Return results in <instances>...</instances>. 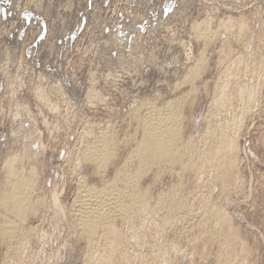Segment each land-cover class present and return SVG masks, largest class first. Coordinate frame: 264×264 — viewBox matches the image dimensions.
<instances>
[{
	"label": "rangeland",
	"instance_id": "1",
	"mask_svg": "<svg viewBox=\"0 0 264 264\" xmlns=\"http://www.w3.org/2000/svg\"><path fill=\"white\" fill-rule=\"evenodd\" d=\"M258 7L260 9L261 7H263V9L258 10ZM256 10L257 12H255ZM258 11L260 15L257 14ZM252 12H254V14L256 13V15L253 16ZM247 14L248 16H246ZM251 15L253 17H251ZM262 15H264V0H0V159L3 157L7 149L12 144H14V133L19 130H21L22 132L25 130L28 138L31 136L34 137V135L37 134L39 138H41L39 139L40 141H38V143L35 138L34 139L36 142H34V139L31 138H27V141L29 143V147H31L34 151H37L38 149V152H41L39 153L40 155L38 154L37 156V163H39L38 167H41H39V173L41 174V182L39 185H41V188L46 193L49 192L51 194L52 192H60V202L64 206L65 211H68L66 212V214L70 216L69 209L71 205L76 201V196H78L79 190L77 189L79 188L77 187L79 186V179L76 175H74L72 171L74 162L73 159H70L73 142L75 143L77 136L80 135L78 133H81V130L83 131V129L87 128V126L88 128L91 126V129H93V131H98L102 129V127H105L106 124V126L113 124V128L111 126L108 127L115 130V134L118 138H124L125 133H132L133 131L135 132V130L136 134L139 135L140 131H137L136 122L131 118L130 115L131 109L134 107V105L141 100L154 97H160L158 103L163 104L167 99L175 98L181 94L187 93L190 90L191 84L183 83L181 85V80L183 79L187 69H190V67H192V64H194L193 61L195 60V56L199 55L196 53H200L199 49L202 48L204 51L206 47L208 49H206L208 53L205 51V55L208 54L206 55V57L207 60L209 59V62H207L206 60L207 65L205 64L206 67L204 66V72L202 70L204 67H202L201 71L203 73L200 71L199 74L201 77L198 78V75L195 80V86L198 84L196 88V90L198 91L194 90V92L188 94L189 96L185 99V103L181 110L182 114L186 115L183 116V126H181V129L183 131L182 135H184L183 137H186L191 133L194 135V133L199 130H201L200 132H207L206 130L210 126V118L208 119L209 121L207 120V118L211 117L210 112L213 111L212 109L214 107H211V105L213 104V102L211 104V100H213V97H215V89L217 88V86L215 87V84L217 85V80L219 79V77H221V73L223 70L226 71L228 69L227 73L223 75V79L225 78L227 80L224 79L225 82H222L221 79L219 82L220 85L218 84L219 86L225 85L229 86L228 88H230L235 84V79H237L235 85V87L237 86V88L238 85L244 82L259 84H257V92L259 93L257 95V101L259 102L260 100L261 106L256 101L253 106H250V111L248 110L246 114L243 115L242 113L241 115V110L244 102H242L239 96L237 98L235 97L232 100L233 102H235L234 104L237 108H234L235 112L237 111V116H239L240 118L242 116L241 121L243 120L241 128L240 126H238V132L240 131L239 136L238 132L236 133L238 136V138L236 139L239 147L238 159L241 161L240 163V161L238 160V162L240 163V165L238 163V167H240L237 168L236 173L239 176L238 182L243 186L240 185L238 187V190L236 191H229L222 194L216 188L217 186L215 185L217 184L213 181L211 174L207 172L203 179L204 187L205 189L207 188V190H205V194L202 193L203 196L205 195V198L202 195L200 198L202 200L207 199L208 196L206 197V195H209L212 198L208 197V200H214L218 195L216 198L219 200L217 204L221 201H224V203H220L221 205L219 204L220 207H223L225 210L227 209L226 211L230 213L232 217L231 220L233 221L232 225L233 227H236L234 228L235 231L239 230V232L237 231L238 239L244 238L243 243L246 246V251L248 249H251L250 252L247 251L248 256L247 254H245L246 251L244 253L240 251L242 254H239L241 255L240 257L246 255L245 257H243L248 260L247 262H249V264L250 262H253V264H264V55L260 54H264V16L262 17ZM209 16H212L210 19V33L212 36L210 39L211 45L209 42L210 40L206 42V40L202 36H200L201 38H199L192 34L191 30V26L194 20L202 21L205 20L203 19L204 17L209 19ZM214 17L215 20L213 19ZM222 17L223 19H226L225 17H227L231 18L232 21L234 20L233 22L236 23L234 26L236 27V30L235 28H232V31H227L222 27L216 28V26H219L218 20H222ZM242 17L244 19H242ZM235 18L237 21L235 20ZM251 18H254V22L253 20H251ZM256 19H259L258 21L260 22V24ZM212 20L214 21L213 24ZM239 20L246 21V27L247 30L249 29V32L245 30V35L242 34L241 31H238V29L241 30L239 28V24H237L240 22ZM249 20L251 22H249ZM260 20L262 21V23ZM217 23L218 25H216ZM250 23L253 24L251 25ZM259 28H263L262 31H260ZM238 34L240 36L243 35L241 37L243 40H241V38H238L241 40V42L237 39V37H239ZM247 34L248 36L250 35L249 38H247ZM202 41L203 43L205 42V44H202ZM185 42L189 44H186ZM180 43L182 44V46ZM183 43H185L184 48ZM206 44L208 47L206 46ZM249 46L250 49L252 47L251 50L249 49ZM229 47L232 48L231 51H229ZM185 48L187 50H185ZM226 48L228 49L225 50ZM242 50L245 54L242 52ZM222 51L226 54H231V59H229L230 57L225 58L226 60H223V62L225 61L224 64L221 63V65L227 66L226 70L220 65L219 61L220 56L222 55ZM247 51L249 52V54L251 53L254 58H252V55L249 56ZM232 52L234 54H232ZM241 58L245 60L248 58H252L254 62L256 61V65L258 66V68L260 65L259 71L261 75L260 78H263L262 81L259 77V80H257L258 78L255 79L250 77L248 70L244 69L245 67H243L246 65V62L244 60L245 64H243L242 66L243 59ZM233 60L234 62L237 61L235 62V64L239 66L235 65ZM215 62H217V64ZM227 62H233V65ZM228 64L233 67L229 66L230 68H228ZM216 65H219V68ZM236 66L238 68L241 66L239 68L241 72ZM221 67L223 70L221 69ZM234 69L236 74H233ZM236 69H238L239 71ZM260 69L263 70L261 71ZM6 71L9 74L6 73ZM244 71L245 74H243ZM228 72L231 73V75ZM6 74H8L9 77L6 76ZM232 74L236 75V77L233 78ZM239 74H241L242 81L244 80L243 82L241 81V77ZM227 76L230 78H228ZM230 79H233V81ZM204 80L208 83H206ZM253 80L256 81L253 82ZM227 81L232 83H228ZM176 82L180 83L177 84ZM176 85H178L180 89L177 88L178 90L174 91L173 89H176ZM11 86H14L15 88ZM93 86L96 92L100 93V96L104 95L103 98L101 96L102 99L100 101L96 99L95 96H92L97 100L94 101V99L88 93L91 89L90 87ZM58 87L60 90L62 88V90L60 91ZM204 88L205 90H203ZM40 90H42L45 95L41 93ZM6 95L10 96L8 97ZM48 95L50 96V98ZM11 96L13 99L11 98ZM62 97L64 98L62 99ZM62 100L65 102H63ZM88 100H91L92 102L89 101L87 105L86 101ZM55 101H57L58 104ZM53 102L55 103L56 108L53 107ZM95 102L96 104H94ZM15 104L17 106H15ZM69 104H71V106H69ZM72 106H74V108ZM75 108L76 110H74ZM210 108L211 111L209 112L208 110H210ZM11 109L13 111H11ZM17 109L19 110L17 111ZM17 112H20V116H23L22 120H19V118L15 119L19 116ZM228 112L229 110L227 109V113ZM13 113H17L18 115L15 114V117ZM201 113L202 115H200ZM238 114H240L241 116ZM65 115L67 117H65ZM245 116L247 118H245ZM28 117H30L31 121ZM63 117L65 118V120H63ZM67 118L68 120H70L68 121ZM72 118L76 119L74 120ZM243 118L245 119V122ZM65 121H68L69 123H66ZM192 121L193 125H191ZM86 122H88V124H86ZM63 123L64 126L62 125ZM72 123L75 126H73ZM206 123L208 125H204ZM18 126L22 128L25 127V129H20L18 128ZM27 126H30L31 128ZM194 126L199 127L194 129ZM81 127L83 129H81ZM191 127L195 131L191 130ZM16 129L17 131H15ZM39 133L42 135H40ZM15 145L16 144H14V146ZM37 146L38 148L36 149ZM126 151L127 149H122V154L120 155L122 156L126 153ZM66 153L69 155L66 156ZM68 157V162L69 160H71L72 163L66 162ZM85 165L88 166V170L86 171L88 175V178L86 179L88 181V184L97 182L99 178L97 172L92 173V171L94 170V163L90 162L89 160ZM110 166L108 167L106 172V174L108 175L113 174L112 166ZM1 172L2 171H0V173ZM150 174L153 175L152 170H150L148 174H145L146 177L143 176L145 179H142V183L151 180L150 178L152 176ZM186 175L190 176L188 180H190L191 182L194 181V176L190 173L185 174V177L183 176L184 180L186 179ZM1 177L2 173L0 174V179ZM240 178H242V180ZM209 182H212V186L209 185ZM199 186L200 184L194 186L195 191L200 189ZM156 187H158V185L150 188L151 190H153L149 191V204H154L153 197L158 194V189ZM241 188L243 190H241ZM208 191H210L213 196L210 195L211 193ZM234 192L236 195L234 194ZM221 194L223 195V197L226 196V198L224 197L226 201ZM219 197L221 198L219 199ZM202 203L203 202H200V204L198 205L197 203H195L192 206L193 213L190 211L188 213H185L184 211H179L180 213L178 211H172V213H176L180 218L177 215L175 216L174 214H171V210L169 211V209H165L166 211H160L161 215L163 213L162 217H165L166 219H164V221L161 220L160 222H158L161 224L162 222L165 223V221L169 222L170 225H172V230H175L177 235H175L174 231H172L170 228L171 226L168 224L163 223V233L159 235L158 238L153 235L152 230L148 229L149 227H147V229L145 230H142L141 228H139L140 226L138 222H131L129 225L132 226H129V237L127 239V246H130H128L127 248L130 249L129 251L131 252L132 256L135 255L133 257V260H135L134 264H139V261H136L135 259L137 256L136 251L138 252V256L142 255L144 257H146L148 253H150L149 250L146 249L148 248L147 245L149 243H153V241L150 240L149 236H151V239L154 237L158 239L155 240L160 243V245L163 243L162 241L165 242L163 243L164 245L167 244L168 249H170L169 259H171L170 263L172 262V264H187V261L189 263V258H191L190 255L195 256L198 253L203 259L199 257V255L195 256L196 259H194L195 257H192L195 261L194 264H203L205 262V264H214V255H216L214 251L215 249H213V247L211 246V249L207 253L204 252V254V244L200 242V240H194L196 239V235L198 234V232L196 233L195 230L198 231V225L196 226V224H198L200 218L199 215ZM197 208H199V210ZM149 213L152 212L150 211ZM165 215H167L170 220H173V217L174 219L176 218V222L178 219V223L180 222L178 226H182L179 227L180 230H182V232L185 231L186 234L182 233L179 230L178 226L176 227V225H174L178 223H176L174 220V222L168 221L169 219ZM53 216L55 215H53L52 213H46L43 216V219H39V217L31 218L32 220L29 219V222L33 226H36L39 229L41 227L43 230L40 231L41 233L37 232L39 230H36V233L32 236V238L30 237L28 242H26L27 246L29 245V242L30 244L32 243L28 247L32 251L29 249H27L28 251H21V254H18L20 256L19 259L17 258V260L15 259L17 251L14 248L18 240H6L0 234V264H17L14 262H18V264H83V257L86 251V240L84 235L80 234L79 229L76 227V219H74V217L72 216L68 217L66 215V220H64V222H66L63 224V220L59 221V223L57 222L58 217ZM233 217L237 218L235 219ZM54 218L56 219L54 220ZM151 218L153 217L149 218L148 221L150 222L148 223H151ZM192 218L193 221L191 220ZM116 219H118L116 222L119 227H123L122 229H125L123 224L126 223L119 217H117ZM133 220L136 219L134 218ZM72 223H74L75 225ZM60 224H63L64 227H61ZM190 224H192V229L189 227L191 226ZM193 225L197 228L195 227L194 229ZM58 226L59 229H56L58 228ZM67 226L70 228H68ZM53 228L55 229L53 230ZM136 228L141 229V231L137 230ZM134 229L137 230H135L137 233L134 231ZM241 229L245 230V232ZM240 230L243 232L241 233ZM133 231L136 234H133ZM146 233H148V235H146L145 237ZM43 234H46L45 238ZM183 234H185L186 237L182 238ZM189 234H192L193 236H190ZM163 235H166L165 238ZM247 235L249 238L247 237ZM15 236L17 237V235ZM142 236L144 237L142 238ZM188 236H190V238ZM40 237L42 240L40 239ZM138 238H140V240ZM190 239H193V241ZM186 240H188V244L186 243ZM141 241H144L145 245H143L144 242L142 244ZM148 241L149 243H147ZM166 241H168V243L171 242V244L169 243L168 245ZM14 242L15 245H13ZM189 242L194 243L195 246L191 243L193 245V248L189 247V250H187V247L190 244ZM191 244L189 246H191ZM138 245L141 247H139ZM182 245H184V247ZM215 245L213 244L214 247ZM65 246H69V249L68 247L66 249ZM251 246L254 251L252 250V248H248ZM171 247H173L175 250L173 251V248ZM197 247H199V249ZM190 248L194 250L195 255L190 254L192 252ZM59 249L64 252L60 251ZM145 249L147 250V253H145ZM29 251L32 252V256L28 258L27 255L30 254ZM7 253L9 255H7ZM173 253H175V255H173ZM202 253L204 255H202ZM70 254L71 256H69ZM176 254H179L180 257H178V255L176 256ZM208 254L212 255L210 256L212 259H208L210 258ZM184 255L186 257H184ZM173 256H176L177 258ZM188 256L190 257L187 258ZM204 257L206 258L204 259ZM179 258H181L182 260L178 261ZM20 259L23 260L21 261ZM32 259L33 261H31ZM172 259L174 260V263ZM206 259H208V262L206 261ZM254 259L256 260V262ZM196 260H198L199 263H196Z\"/></svg>",
	"mask_w": 264,
	"mask_h": 264
},
{
	"label": "bare ground",
	"instance_id": "2",
	"mask_svg": "<svg viewBox=\"0 0 264 264\" xmlns=\"http://www.w3.org/2000/svg\"><path fill=\"white\" fill-rule=\"evenodd\" d=\"M261 9H263V7H261ZM261 9L259 8L258 10H261ZM255 12H257V10ZM252 13H253L252 14L253 16L256 15V13L255 14H254V12H252ZM250 14H249V18H250ZM257 14H259V11ZM252 15H251V17H253ZM238 16H240V15H238ZM246 16H248V14ZM263 16L264 15H262V17ZM209 17H210L209 19L204 17L203 19H205V20H202V21L194 20V22L192 23V26H191L192 34H194L195 36H197L199 38H201L200 36H202L206 40V42H208V40H210L212 37L211 33H210L211 32V25H210L211 20L210 19L212 16H209ZM243 17H242V19L245 18V17L244 18ZM225 18L226 19H223V17H222L221 18L222 20L217 19L219 21L218 22L219 26H216V28L222 27V28H225L227 31H232L233 30L232 28H235V30H236V27H234L236 24L233 22L234 20L232 21L231 18H227V17H225ZM213 19L215 20V17ZM253 19L254 18H251V20H253ZM260 19H261V17H260ZM235 20H236V18H235ZM245 20H242L239 23H237V24H239V28L241 29V30L238 29V31H241V33L244 35L246 34L245 30H247V27H246L247 25H246ZM249 22H251V21L249 20ZM253 22H254V20H253ZM213 23H214V21L212 20V24ZM218 23L216 25H218ZM247 23H248V21H247ZM258 23L260 24L259 21H258ZM261 23H262V21H261ZM259 24H257V25H259ZM259 29H258V32H259ZM262 29H260V31H262ZM242 36L239 35V37H237V36H235V37H237V39H238V38H241ZM247 36H248V34H247ZM249 36L247 38H249ZM238 40L241 42V40H243V39L241 38V40L240 39H238ZM209 42L211 45V40ZM185 43H183V45H184L183 48L185 47ZM228 43H231V42H228ZM186 44H189V43H186ZM202 44H205V42L203 43V41H202ZM181 46H182V44H181ZM206 46H207V44H206ZM206 49H207L206 47H205L204 51L202 48L199 49L200 53H196L199 55L195 56V58L193 57L195 59L193 61L194 64H192V67H190V69L188 68L189 70L187 69L186 73L184 74L183 79L182 80L180 79L182 81V83L179 82L181 85L183 83H190L191 84L190 90L187 93H184V94L180 93L181 95H179L175 98H170V99L165 100V102L163 104L158 103V100L160 97L159 98L154 97V98H146L144 100L139 101L137 104L134 105V107L131 109L130 115H131V118L136 122L137 131L138 130L140 131L139 135L136 134V130H135V132L133 131L132 133L131 132L125 133L124 138H118L115 134V130L110 129V127H108V126H111L113 128V126H114L113 124H112L113 126L112 125L106 126L107 125L106 124L105 127H102V129L99 128L100 130H98V131H93V129H91L92 128L91 126L89 127L90 130H89L88 126H87L88 129L87 128L83 129L81 127V129H83V131L80 129L81 133H78L80 135L77 136L76 142L75 143L73 142V147H72L71 154H70V157H71L70 159H73V162H74L73 167H72V171H73L74 175H76L79 179L78 180L79 186H77V187H79V188H77L79 190H78V196H76L77 199L75 198L76 201L71 205V207L69 209V214H70V216L74 217V219H76V223H75L76 227L79 229L80 234L84 235L85 240H86V251H85V253H84L85 255L83 257L84 258L83 264H134L135 260H133V257L135 255L132 256L131 252L129 251L130 249L127 248L128 246H130V245L127 246V241H128L127 239L129 237V231H128L130 228L129 226H132V225H129L131 222H133V221L138 222V224L140 226L139 228H141L142 230H145V229H147V227H149L148 229L152 230L153 235H155V237L159 238V235H161L163 233L162 228H163V223H164V222H162V224H161L159 222L161 220L164 221V219H166L165 217H162L163 213L161 215L160 211L165 210V209H167V210L169 209V211L171 210L170 213L174 214L175 216L177 214L172 213V211H174V212L175 211H178V212L184 211L185 213H188L190 211L193 213L192 206L195 203H197V205H198V204H200V202H203V203H202V206L200 208V210H201L200 215H199L200 218H199L198 224H196V226L198 225L197 226L198 228L196 226H194L195 224L193 225V227H194V229H195V227L198 229V231L195 230V232L196 233L198 232V234L196 235V239H194V240H200V242H202L204 244L203 253L204 252L207 253L211 249V246H212L213 249H215L214 251L216 254V255H214V257H215V260L213 262L214 264H244V263L249 264V262H247L248 260H246V258H244L246 255H243L244 257L243 256L240 257L242 255L240 251H242L243 253L246 251V246L243 243L244 238L238 239L239 230H237L238 232L235 231L234 228H236V227H233V225H232L233 221L231 220L232 217H231L230 213H228L226 211L227 209L225 210L223 207H220V205L222 204L221 202L224 203V201H221L217 204V202L219 201L218 199H216L218 196L217 194H215V195H217L216 198L213 197L217 201L215 199H214L215 201L213 199L208 200V197H210L209 195H206V197L208 196L207 199H203L205 201H203L200 197H201L202 193L205 194V190H207V188L205 189L204 183H203V181H204L203 179H204L205 174L207 172H209L211 174L213 181L217 184V185H215V186H217L216 188L222 194L229 192V191H232V192L236 191V190H238V187L241 185L238 182L239 176L236 173L237 168L240 167V166L238 167L239 147H238V142H237L236 138H238V136L240 134L239 133L240 131L238 132V128H239L238 126H240V128H241V124L243 121V120L241 121L242 113L244 115L248 112V110L250 111V106L251 105L253 106L257 101V98H258L257 95L259 94L257 92V84L258 83H249V82L246 83V82H244V83L238 85V88H237V86L235 87L237 79H235L234 80L235 84L233 86L230 85L231 86L230 88H228L229 86H225V85L219 86L220 80L222 79L221 81L222 82L224 81L225 78L223 79V75H225L227 73V70H228L226 68L227 66L221 65V63L224 64L225 61L223 62V60L225 58H229L231 56V54H226L225 52L222 51V53H221L222 55L220 56V60H219L220 65L222 67H224L225 70L226 69L227 70L224 71L221 67V69L224 72L222 71L221 77H219L218 80L216 79L218 82H217V85L215 84V87L217 86V88L215 89L216 91L214 90L215 91V97H213L214 99L212 98L213 100H211V104L213 102L211 107L214 106L212 109L213 111H211V108H210V110H208L209 112L211 111L210 112L211 117L207 118V120L210 118L209 119L210 120V126L208 127V129L206 128L207 132H205V131L200 132L201 130H199L200 129L199 128L198 129L199 131L194 133V135L191 133L193 131H191V132H189L191 134H188L186 137H183L184 135H182L183 131L181 129V126H183L182 122H183V116L185 114H182L181 110H182V107L185 103V99L189 96L188 94H191V92H194V90H196V88H197L198 84L195 86V80H196L197 76L200 74L201 68L204 66L206 67V65H207L206 63L209 62L208 61L209 59L207 60V57H206V55H208V54L205 55V53L208 50V49L207 50ZM223 49H224V47H223ZM227 49L228 48H226L225 50H227ZM231 49L232 48H230L229 51H231ZM249 49H250V46H249ZM251 49H252V47H251ZM185 50H187V49L185 48ZM233 52H232V54H234ZM236 52H237V50H236ZM242 52H243V50H242ZM239 54H240V51H239ZM248 54H249V52H248ZM252 54H253V50H252ZM252 54L250 53L249 56H251ZM260 54L264 55L262 53H260ZM238 56H236V57H238ZM218 58H219V56H218ZM218 58H216V59H218ZM234 58H235V55H234ZM239 58H237V59H239ZM252 58H254L253 55H252ZM252 58L246 59L247 61L245 59L241 58V59H243V61L240 59L242 61V66H243V64H245L244 63V60H245L246 65L243 67H245L244 69L248 70L250 77L255 78V79L258 77L260 78V76H261L260 71H259L260 65L258 68V66L256 65V61L254 62V60H252ZM229 59H231V57ZM261 59H263V58H261ZM206 60H207V62H206ZM259 60H260V57H259ZM233 62H234V60H233ZM233 62H230L231 65H233ZM235 62H237V61H235ZM235 62H234V64H235ZM215 63L217 64V62H215ZM227 63H229V62H227ZM261 63H262V61H261ZM218 64H219V62H218ZM229 64H228V68H230L229 66H231ZM235 65H237V64H235ZM216 66L219 68V65H216ZM237 66H239V65H237ZM205 67L202 69L203 72H204ZM231 67H233V66H231ZM238 69H236V70H238ZM230 72H231V69H230ZM240 72H241V70H240ZM6 73H8V72L6 71ZM234 73L236 74L235 69H234L233 74ZM237 73H239V72H237ZM4 74H5V72H4ZM8 74H6V76H8ZM229 74L231 75V73H229ZM233 74H232L233 78L236 77V75H233ZM241 74H239L240 77H241ZM243 74H245V71ZM263 74H264V72H263ZM232 76H231V78H232ZM200 77L201 76L199 75L198 78H200ZM250 77H249V81H250ZM180 78H181V76H180ZM228 78H230V77H228ZM259 78L257 80H259ZM262 79H261V81H262ZM225 80H227V79H225ZM230 80L233 81V79H230ZM241 81H242V77H241ZM255 81L256 80H253V82H255ZM205 82L208 83L207 81H205ZM179 83H177V84H179ZM228 83H232V82H228ZM239 83H240V81H239ZM54 84H55V82H54ZM181 85H180V87H181ZM226 85H228V84H226ZM262 85H263V82H262ZM11 87H14V86H11ZM173 87H175V86H173ZM90 88L91 89L88 92L89 95L91 97L95 96V98L100 101L104 95L103 96L101 95L102 96V98H101L100 93L96 92L94 86L90 87ZM177 88L180 89L178 87V85H176V89L174 88L173 90L174 91L178 90ZM200 88H202V87H200ZM236 88H237V90H236ZM58 89H59V87H58ZM61 90H62V88H61ZM203 90H205V88ZM235 90H236V93H235ZM260 90H261V88H260ZM40 91H41V93H43L42 90H40ZM196 91H198V90H196ZM258 91H259V89H258ZM14 92H16V91H14ZM10 93H11V91H10ZM60 93H62V92H60ZM43 94L45 95V93H43ZM50 95H52V94H50ZM65 95H66V93H65ZM6 96H8V95H6ZM12 96H11V98H12ZM238 96L242 100V102H244V104L242 106V110H241L242 111L241 115L238 114L241 116V118L239 116H237V113H236L237 111L235 112V109H234V108H236V106L234 104L235 102L232 101L235 97L237 98ZM57 97H58V95H57ZM16 98H15V100H16ZM49 98H50V96H49ZM55 98H56V96H55ZM63 98L64 97H62V99ZM95 98H93L94 101H97ZM54 99H53V101H54ZM12 101H14V100H12ZM89 101H91V100L86 101L87 105H88ZM55 102L58 104L57 101H55ZM63 102H65V101H63ZM68 102H70V101H68ZM258 103L260 105V100ZM53 104H54V106L53 105H51V106L55 107L54 102H53ZM94 104H96V102ZM15 106H17V105L15 104ZM69 106H71V104H69ZM91 106H94V105H91ZM208 106H210V105H208ZM72 107L74 108V106H72ZM26 108H29V107H26ZM227 109L229 110L228 113H227ZM18 110L19 109H17V111ZM23 110H24V108H23ZM74 110H76V108ZM11 111H13V110L11 109ZM205 111H206V109H205ZM253 111H254V109H253ZM23 112H21V113H23ZM17 113H15V114H17ZM15 114H14V116L16 117ZM26 114H29V113H26ZM200 115H202V113ZM192 116H193V114H192ZM246 116H245V118H247ZM22 117L23 116H20V114H19V116L16 117L15 119L19 118V120H22ZM30 117H28V118L31 121ZM65 117H67V116L65 115ZM192 118H195V117H192ZM72 119H74V118H72ZM63 120H65L64 117H63ZM67 120H68V118H67ZM68 121H65V122L69 123ZM201 122H202V120H201ZM244 122H245V119H244ZM64 123L62 124L63 126H64ZM207 123L204 125H208ZM29 124H30V122H29ZM86 124H88V122H86ZM191 125H193V121H192ZM30 126H27V127H30ZM65 126H66V124H65ZM73 126H75V125L73 124ZM199 126H200V124H199ZM199 126H194V129L198 128ZM27 127H26V129H27ZM18 128H20V129L24 128L25 129V127L22 128L19 126H18ZM190 129L194 130V129H192V127ZM61 130H64V129H61ZM15 131H17V129ZM36 131H38V130H36ZM23 132L21 130H19L16 133H14L13 136H15V137H13V138H14V144H16V145L14 146V144H12L7 149V151L5 152L3 157L0 159V166H1L0 171H2L1 172L2 177L0 179V234L6 240H10V241H12L13 239H15V241L18 240V242L16 243V246L14 248L17 251L16 258H15L16 260H17V258L19 259L20 255H18V254L21 251H24V250L28 251L27 249H29L28 247L32 243L30 244V242H29L28 243L29 245L27 246L26 242H28L30 237L32 238V236L36 233V230H39L37 232H40L43 230L41 227L39 229L36 226H33L29 222V219L35 218V217H39V219H43V216L46 213L47 214L52 213L53 215L58 217L57 222L63 220L62 222L64 224L66 222V221L64 222V220H66L65 219L66 215L68 216V214H66V212H68V211H65L64 206L60 202V200H61V199H59L60 198L59 197L60 192L59 193L58 192H56V193L52 192L51 194L49 192L46 193L41 188V185H39L41 182V174L39 173V167L40 166L38 167L39 163H37V161H38L37 156L41 152H38L39 151L37 149L38 146L36 147L37 151L36 150L34 151L31 147H29V143L27 141L28 137H27V134L25 133L26 131L24 130ZM237 132H238V136L236 134ZM31 135H34V134H31ZM40 135H42V134H40ZM195 135H197V136H195ZM88 137L91 139H89ZM29 138H31V139L35 138L37 140V143H38V141H40L39 139H41V138H39V136L37 134L34 135V137L31 136ZM35 139H34V142H36ZM26 141H27V143H26ZM31 141H33V140H31ZM34 147H35V145H34ZM41 148H40V151H41ZM124 148L127 149V151L125 154H123L121 156L120 155V154H122L121 150ZM68 155L69 154H67L66 156H68ZM68 159H69V157L67 158L66 162H68ZM89 160H90V162L94 163V170L92 171V173L97 172V175L99 176L97 182L90 183V184H88V181L86 180L88 178L87 177L88 175L86 172L88 170L87 169L88 166L85 165L86 163H88ZM69 162L72 163L71 160H69ZM240 163H241V161H240ZM240 163H239V165H240ZM110 165L112 166V169H113L112 175L106 174L107 169ZM150 170L153 171V175L150 174L152 176L150 178L151 180H148L147 182L142 183V179L144 178L143 176L146 177L145 174H148L150 172ZM175 173H176V175H175ZM187 173H190L191 175L194 176V181L191 182L190 180H188V178L190 177L189 175H186V179L184 180L183 176L185 177V174H187ZM165 176H167V177H165ZM208 176H207V178H208ZM174 177H176V178H174ZM242 178H240V179L242 180ZM42 179H43V174H42ZM86 181H87V183H86ZM212 182L211 183L209 182L210 186H212L211 185ZM199 184H200V186H199L200 189L195 191L194 186L199 185ZM157 185H158V187H156V188L158 189L157 190L158 194L154 193V194H157L155 197H153V199H154L153 203L154 204H152V203L149 204L148 195H149V191L151 190L150 188H153L154 186H157ZM57 186H58V184H57ZM241 186H243V185H241ZM217 189H216V191H217ZM184 190H185V192H184ZM241 190H243V189L241 188ZM208 192H210V191H208ZM234 194H235V192H234ZM210 195H212V193ZM203 197L205 198V195ZM222 197H223V195H222ZM224 197L226 198V196H224ZM210 198H212V197H210ZM220 198L221 197H219V199ZM225 201H226V199H225ZM197 209L199 210V208H197ZM150 211L152 213H149ZM194 212H195V210H194ZM167 214H169V213H167ZM151 215H153V216H151ZM55 216H53V217H55ZM70 216H68V217H70ZM165 216L168 218L167 215H165ZM117 217H119L120 219H122L126 223V224L121 223L124 225L125 229H122L123 227H119V225L116 222L118 220V219H116ZM150 217H153V218H151V223H148V222H150V221H148ZM134 218L136 220H133ZM233 218H235V217H233ZM55 219L56 218H54V220ZM171 219H172V217H171ZM175 219L173 217V220L176 222ZM173 220L169 219L168 221H173ZM191 220L193 221V218ZM192 221H191V223H192ZM173 222H172V224H173ZM176 223H178V219H177ZM235 223H236V221H235ZM63 224H60V226L62 227ZM72 224H74V223H72ZM164 224L170 225V223L167 221H165ZM179 224H180V222L178 224H174V225H176V227H177ZM190 225L191 226H189V227L192 229V224H190ZM170 226H171L170 228L172 230V225H170ZM71 227H72V225H71ZM179 227H182V226H178V228ZM55 228H53V230ZM68 228H70V227H68ZM56 229H59V226ZM136 229H134V231ZM141 229H137V230L141 231ZM166 229H167V227H166ZM179 230H180V228H179ZM241 230H243V229H241ZM134 231H133V234L136 232V231L135 232ZM172 231H174L175 235H177L175 230H172ZM180 231L182 232V230H180ZM243 231L245 232V230H243ZM243 231H241V233ZM44 232H45V230H44ZM57 232H59V231H57ZM130 232H131V229H130ZM143 232H145V231H143ZM148 232H149V230H148ZM179 232H178V236H179ZM182 233L186 234L185 231ZM185 234H183L184 236L182 235V238L186 237ZM15 235H17V237ZM43 235L45 238L46 234H43ZM43 235H42V237H43ZM146 235H148V233L145 234V237H146ZM180 235H181V233H180ZM187 235H188V233H187ZM78 236H81V235H78ZM163 236H161V237H163ZM165 236H164V238H165ZM190 236H188V237L190 238ZM14 237H16V238H14ZM135 237H137V236H135ZM143 237L144 236H142V238ZM149 237H150V240L153 241V243H149V241H148L147 242V243H149L147 245L148 248H146V246H145V248L148 249L150 253H148L147 256L145 255L146 257H144L142 255L138 256V252L135 250L137 253V256L135 258L136 261H139V264H172V262L170 263V261H171V259H169L170 258V254H169L170 249H168L167 244L164 245L163 243H165V242L162 241L163 242V243L161 242L163 244V246H162V244L160 245V243H158L156 241L158 239H156L155 237L151 239V236H149ZM247 237H248V235H247ZM131 238H129V239H131ZM40 239H41V237H40ZM135 239H134V241H135ZM138 239L140 240V238H138ZM144 239H146V238H144ZM39 240H38V242H39ZM141 240H143V239H141ZM190 240L193 241V239H190ZM187 241L188 240H186V243H187ZM141 242L143 244L144 241H141ZM145 242H146V240H145ZM145 242L143 245H145ZM46 243H47V241H46ZM166 243H168V241H166ZM169 243L171 244V242H169ZM169 243H168V245H169ZM128 244H130V243H128ZM131 244H133V243H131ZM138 244H139V242H138ZM192 244L194 245V243H192ZM192 244H191V246L188 245L187 250H189V247L193 246ZM213 244L214 245L216 244L215 245L216 248L213 246ZM13 245H15V242ZM182 246L184 247V245H182ZM65 247H66V249H67V247L69 249V246H65ZM139 247H141V246H139ZM142 248H140V249H142ZM169 248H170V246H169ZM171 248H173V247H171ZM192 248H190V250H192ZM197 248L199 249V247H197ZM197 248H196V250H197ZM248 248H252V246L248 247ZM63 249H64V247H63ZM131 249H132V247H131ZM29 250H31V249H29ZM59 250L62 251L61 249H59ZM172 250L174 251L175 249L173 248ZM250 250L251 249H248L247 251L250 252ZM252 250H253V248H252ZM33 251H35V250H33ZM142 251H144V250H142ZM142 251H141V253H142ZM247 251L245 254H247ZM62 252H64V251H62ZM9 253H10V251H9ZM29 253L30 254L27 253L28 255H30V256L27 255L28 258L32 256L31 255L32 252L29 251ZM145 253H147V250L145 251ZM188 253H189V251H188ZM203 253H202V255L205 254V253L204 254ZM133 254H134V252H133ZM190 254L195 255L194 250H192V252ZM239 254H241V255H239ZM7 255H9V254L7 253ZM171 255H172V253H171ZM173 255H175V253H173ZM177 255H178V257H180L179 254H176V256ZM196 255L197 256L199 255V257H201L199 253ZM5 256H6V254H5ZM69 256H71V254ZM176 256H173V257H176ZM190 256H191V258L195 257L192 255H190ZM190 256H188L187 258H189ZM210 256H212V255H209V257ZM247 256H248V254H247ZM184 257H186V256L184 255ZM187 258H186V260H187ZM191 258H189L190 260L188 259L189 263L187 261V264H194L195 261L193 260V258L192 259ZM205 258L206 257H204V259ZM241 258L243 259V261ZM34 259H35V257H34ZM194 259H196V257ZM197 259H198V257H197ZM202 259H200V260H202ZM208 259H212V258L210 257ZM208 259H206V261ZM239 259H240V261H239ZM180 260H182V259L179 258L178 261H180ZM254 260H251V261H254ZM31 261H33V259ZM13 262H14V259H13ZM181 262H184V261H181ZM197 262H198V260H196V263ZM255 262H256V260H255ZM10 263H12V262H10ZM14 263L18 264V262H14ZM173 263H174V260H173ZM205 263H203V264H205ZM251 263L253 264V262H250V264ZM6 264H8V263H6ZM136 264H138V263H136Z\"/></svg>",
	"mask_w": 264,
	"mask_h": 264
}]
</instances>
